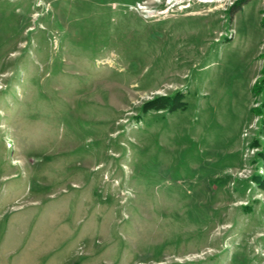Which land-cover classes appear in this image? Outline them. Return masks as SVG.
<instances>
[{
	"label": "rangeland",
	"instance_id": "374dc122",
	"mask_svg": "<svg viewBox=\"0 0 264 264\" xmlns=\"http://www.w3.org/2000/svg\"><path fill=\"white\" fill-rule=\"evenodd\" d=\"M0 264H264V0H0Z\"/></svg>",
	"mask_w": 264,
	"mask_h": 264
},
{
	"label": "bare ground",
	"instance_id": "6f19581e",
	"mask_svg": "<svg viewBox=\"0 0 264 264\" xmlns=\"http://www.w3.org/2000/svg\"><path fill=\"white\" fill-rule=\"evenodd\" d=\"M200 2H205V3H208V2H211V0L207 1V0H199ZM148 14H153L152 11H147Z\"/></svg>",
	"mask_w": 264,
	"mask_h": 264
}]
</instances>
